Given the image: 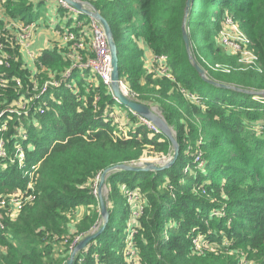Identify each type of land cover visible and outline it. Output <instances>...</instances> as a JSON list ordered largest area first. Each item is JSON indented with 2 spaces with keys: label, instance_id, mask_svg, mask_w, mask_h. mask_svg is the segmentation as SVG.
I'll use <instances>...</instances> for the list:
<instances>
[{
  "label": "trees",
  "instance_id": "obj_1",
  "mask_svg": "<svg viewBox=\"0 0 264 264\" xmlns=\"http://www.w3.org/2000/svg\"><path fill=\"white\" fill-rule=\"evenodd\" d=\"M87 1L110 26L120 81L134 101L159 108L175 132L179 154L166 170L107 177V225L74 264H264V106L252 96L207 84L195 71L182 37L187 0ZM45 3L4 0L1 6L7 18L30 24L40 20L33 5ZM60 11L58 5L55 17ZM68 14L65 10L62 17ZM228 15L253 40L261 72L223 74L203 64L201 57L219 61L223 50L214 36ZM54 23L59 25L48 22L47 28ZM186 25L193 58L210 79L264 91V0H190ZM13 44L0 52V80L8 82L0 86V113L20 97L31 101L26 113L0 118L8 155H16L15 145L24 155L22 168L17 155L14 163L0 159V197L25 192L31 182L35 199L14 220L0 210V264H66L100 221L94 193L100 174L138 162L146 150L168 157L171 144L115 101L89 70L73 69L68 80L39 96L34 88H42L46 73L58 80L69 62L51 48L28 66ZM159 56H165L170 79L156 73L158 64L151 60ZM82 72L90 78L75 77ZM43 102L47 110L41 114ZM197 151L202 169L194 163ZM133 190L139 191V202L130 204L125 191ZM130 236L132 256L127 254Z\"/></svg>",
  "mask_w": 264,
  "mask_h": 264
},
{
  "label": "built area",
  "instance_id": "obj_2",
  "mask_svg": "<svg viewBox=\"0 0 264 264\" xmlns=\"http://www.w3.org/2000/svg\"><path fill=\"white\" fill-rule=\"evenodd\" d=\"M58 3V2H57ZM59 6L65 8L69 11V13H74V10L67 6L64 2L61 4L58 3ZM71 11V12H70ZM76 14V13H74ZM0 19L3 20L4 28L0 31V52H3L5 48H13L15 46L13 43H15L18 47L21 53H25L28 60L33 64V59L30 56L29 52L30 50H22L21 46L24 44V38L25 32L30 31V29L33 27H38V23H30L26 24L24 22L20 21H13L9 18H7L4 14V10H2V7L0 5ZM65 19L67 20V23H70V26H60L56 23V26L50 25L53 27V30H59L62 33L63 40L65 42H72L73 45L71 47V52L68 55V58L72 63H70V67L65 70L62 74H60V78L57 80L54 78L55 76L53 74H50V72H47V79L44 82L41 89H38L37 87L34 88V91H37L39 96L45 95L48 92L49 88L57 87L60 84L61 80H68L71 76V70L77 69V70H89L94 76H97V79L100 80V82L109 90L110 87V72H111V59H110V53H109V47L107 43V39L105 36V33L102 29V27L93 19L88 20H77V18L73 19L70 16H66ZM75 29V30H74ZM217 34V40L216 44H218L223 50L226 51L228 55L235 58V63L228 65H219L216 64L213 67H210L213 72H220L223 74H229L231 71H246L248 69L261 72V63H260V56L257 54L255 49L253 48V42L252 39H250L247 34L244 32V30L240 27V25L233 21L232 17L226 16L223 20L222 27L218 30ZM82 38H89V44L87 45V50L91 52L93 55L92 58H87V60L83 61L82 56L80 53H77L78 51H82L84 49L83 46V39ZM27 42H25L26 44ZM41 53L38 54L37 58L40 56ZM4 57H7L5 55ZM9 58V56H8ZM37 58L34 59V61L37 60ZM153 62H157L158 67L156 68V73L165 76L166 78L170 79V76L168 75L166 68L164 66L165 56H159V57H153ZM206 62L205 60H203ZM211 70V71H212ZM45 71V70H43ZM206 72V71H205ZM35 83V82H33ZM121 83V82H120ZM8 84L5 80H0V86H5ZM14 86L16 88H22L21 81L19 79H14ZM122 86V83H121ZM67 87H70L67 85ZM183 95L186 96L191 101L198 102V98L192 96L189 93H185L182 91ZM130 96V95H129ZM131 96H134L132 94ZM36 97V96H35ZM256 98V97H255ZM30 101L25 100V98L20 97L19 101L13 103L9 109H5L3 112L0 113V118L3 116H6L7 114H17L18 116L23 112L26 113L30 106ZM116 101V100H115ZM17 106H20L18 109ZM47 110V102H43L41 104V110L39 111L41 114L46 112ZM140 121L143 122L148 129L154 130L155 132H159L151 123L148 121H145L140 118ZM6 130L5 125L0 127V132H3ZM2 138V137H1ZM26 136L22 133V139L25 140ZM5 147V148H4ZM16 147V155L19 162V167H23V151L20 147L15 145ZM15 154H9L6 151V143L3 142L2 139H0V159L2 161H9L10 163H14L16 161ZM17 162V163H18ZM194 163L196 164L197 169H202L203 167V161L201 159V151H197L194 157ZM32 170H34V167H32ZM97 182L94 185L95 190L94 193H96L97 188ZM138 190L133 191H125L127 195L128 203L134 204L139 202V196L137 193ZM35 199L34 195V188L31 182H29L27 189L25 192H18L15 194V196H5L0 197V210H5L10 214L13 213H19L22 208L27 204L31 203ZM5 216H8L7 214L3 213ZM140 214L137 211L133 212V216L137 217V215ZM214 215H220L219 212L213 213ZM0 219H2L0 215ZM0 228L3 229L4 225L0 223ZM77 241L75 239L74 243ZM126 243L128 245L127 254H130L131 256L134 254L132 245H131V236L126 239ZM196 244V243H195Z\"/></svg>",
  "mask_w": 264,
  "mask_h": 264
},
{
  "label": "water",
  "instance_id": "obj_3",
  "mask_svg": "<svg viewBox=\"0 0 264 264\" xmlns=\"http://www.w3.org/2000/svg\"><path fill=\"white\" fill-rule=\"evenodd\" d=\"M64 3L74 9H76L79 14L85 15L86 17L95 20L99 25L102 27L108 47H109V53H110V59H111V72H110V87L109 90L112 93V97L114 100H116L119 104L125 106L129 111H131L134 115L138 116L139 118L148 121L151 123L161 134H163L170 142L171 144V152L169 156L166 158L164 162H162L161 165H155L151 163H144L142 161L129 163V164H119L111 166L107 169H105L99 176L97 188H96V194L98 199V205H99V214H100V221L98 223V226L95 228L94 231L84 236L77 245L73 248L66 264H74L76 261L78 255L84 251L87 247V245L95 240L105 229L109 212L107 211L106 206V196L108 194L107 187H106V179L108 176H110L114 172L119 171H153V172H159L162 170H166L170 168L178 158L179 154V146L176 141L175 132L168 126L166 121L164 120L162 113L157 114L155 110L150 107L149 105L139 103L136 101H133L124 94L122 90V86L119 80V71H118V56H117V48L116 44L113 39L112 32L110 30V26L106 19H104L100 13L89 3L80 2L79 0H63ZM86 5H89L90 8H88ZM85 6V7H84ZM189 6H190V0L186 1L185 6V12H184V22L182 25V37L183 41L186 47L187 52L189 53V39H188V33L186 30V21L189 16ZM189 55V54H188ZM189 60L195 69V71L198 73V75L201 77V79L206 82L207 84L220 88L225 90H231L239 94H245L252 97L255 96H264V92H254L252 90H246L242 89L233 85L224 84L217 82L215 80L210 79L205 71L195 62L194 58L189 55ZM161 112V111H160Z\"/></svg>",
  "mask_w": 264,
  "mask_h": 264
},
{
  "label": "rangeland",
  "instance_id": "obj_4",
  "mask_svg": "<svg viewBox=\"0 0 264 264\" xmlns=\"http://www.w3.org/2000/svg\"><path fill=\"white\" fill-rule=\"evenodd\" d=\"M50 1H52L53 2V4L52 3H50L49 2V4L48 3H45V5H33V9H34V11L35 12H37L39 15H40V17L38 18V19H40V20H42V21H48V22H59V25L60 26H64L65 25V17L66 16H63L62 17V15L65 13V8H63V7H61V11H60V13L57 15V17H54V14H55V10H56V5H55V3H56V1L60 4H62L64 1L63 0H50ZM80 2H86V3H88L89 1H87V0H79ZM3 2H4V0H0V5L1 4H3ZM47 4H48V6H47ZM90 4V3H89ZM68 6V5H67ZM88 8H90V6L89 5H86ZM2 7V10H4L3 9V6H1ZM70 7V6H69ZM85 7V6H84ZM72 8V7H71ZM73 10H74V13H76V14H74V13H69L68 14V16H70L71 18H73V19H75V18H77V20H88V19H90V18H88V17H86L85 15H84V17H82V15H79V12L76 10V9H74V8H72ZM71 12V11H70ZM81 14V13H80ZM228 16H230V15H228ZM230 17H232V16H230ZM233 19V18H232ZM84 20V21H85ZM233 21L236 23V21L233 19ZM40 27V30L38 29ZM65 27H68V25H66ZM56 28H58L57 27V25H56ZM186 30H187V25H186ZM38 29V30H37ZM75 30V29H74ZM1 32V31H0ZM219 32V31H218ZM218 32L216 33V36H214L215 38H214V44L217 46V47H219V48H221L218 44H216L215 43V40H217V34H218ZM187 33H188V30H187ZM44 36V46H46L47 48V50H49V49H51V48H54L55 50H57L58 52H60L61 53V55H63V58H65V60L66 61H68L69 62V67H70V63H72L71 61H70V59L68 58V55H69V53L71 52V47H72V45H73V43L72 42H65L64 40H63V37H62V33L59 31V30H53V29H49V28H47V26L46 25H44L43 27H41V26H39L38 25V27H33L32 26V28L30 29V31H28V32H25V35L23 36V38H24V44H22V46H21V49L22 50H30V46H31V44L32 43H34L35 42V39H36V37L37 36ZM248 36V35H247ZM249 37V36H248ZM250 38V37H249ZM83 39V46H84V49L82 50V51H78L77 53H80L81 54V56H82V60L83 61H85V60H87V58H92L93 57V55L91 54V52L89 51V50H87V45L89 44V38H82ZM189 39V38H188ZM251 39V38H250ZM25 42H27L26 44H25ZM252 42H253V40H252ZM50 47V48H49ZM253 48L255 49V47H254V43H253ZM18 49H19V47H18ZM191 49V44H190V41H189V50ZM20 51V50H19ZM255 51H256V49H255ZM225 52V53H224ZM20 53H21V51H20ZM22 54V53H21ZM29 54H30V56L32 57V59H33V63H35L36 61H34V59L35 58H37V56H38V52H34V51H31V52H29ZM190 56H192V58H193V55H192V51L190 50V52L188 53ZM219 54H220V59H219V61H217V63H214V64H212V63H210L209 61H207V60H205V59H203L202 57H201V60H202V62H203V64L205 65V67L208 69V70H212L210 67H213L214 65H216V64H219V65H230V63L233 61V60H230V59H233V57L231 58L230 57V55H228L227 53H226V51L224 50L223 52L220 50V52H219ZM230 57V59L228 58V57ZM225 58H227L228 59V61H227V63L226 62H223V60H225ZM150 59V58H149ZM195 60V59H194ZM203 60H205L206 62H204ZM147 66L151 69V67H152V65L151 64H147ZM202 68V67H201ZM206 70V69H205ZM70 71H71V74H72V72H73V70H71L70 69ZM213 71V70H212ZM168 73V72H167ZM205 73H207V72H205ZM169 75V74H168ZM170 76V75H169ZM213 76H215V75H213ZM77 79H80V78H83L84 80H86L87 78H90V75L88 76L87 74L86 75H84V73L82 72V73H79V75L77 76H75ZM91 78H94L93 76L91 77ZM96 80H98L97 78H96ZM120 80V79H119ZM121 83H122V90H123V92H124V94L127 96V98H129V99H131V100H133L131 97L132 96H129V92H130V90H129V88H128V86H127V84H124L122 81H120ZM252 91H254V92H264V91H257V90H252ZM256 97V98H255ZM255 97H253V100L254 101H256V102H260L261 104H262V106H264V96H255ZM45 100H48V96L46 97V98H44ZM134 101V100H133ZM119 105L118 104H116V107H118ZM150 106V105H149ZM20 106H17L16 108L18 109ZM125 107V106H124ZM123 107V108H124ZM150 107H152L154 110H155V112H157V114H161V112H160V110H159V108H157V107H155V106H150ZM126 108V107H125ZM10 110V109H9ZM255 127V130H257L258 129V126H254ZM166 158L167 157H164V156H160V155H155L153 152H149V151H145L144 152V155L141 157V160L140 161H142V162H144V163H151V164H155V165H161L162 164V162H164L165 160H166ZM139 191H137V193H138ZM18 192H13V193H10V194H7V195H4L3 197H5V196H8V197H10V196H15V194H17ZM4 211V213L5 214H7L8 215V217H9V219L10 220H14L16 217H17V215H18V213L16 214V213H13V214H10V213H8L7 211H5V210H3ZM84 213V210L82 211V214ZM120 213H121V210H119V213H118V216H117V220H116V226H117V224H118V222H119V219H120ZM81 215V214H80ZM132 215H133V213H132ZM137 216H140V214H138ZM108 219H109V217H108ZM127 226V225H126ZM1 229V228H0ZM196 250L197 251H201V244L200 243H198V242H196ZM215 251V250H214ZM232 253H230L229 255H231Z\"/></svg>",
  "mask_w": 264,
  "mask_h": 264
},
{
  "label": "crops",
  "instance_id": "obj_5",
  "mask_svg": "<svg viewBox=\"0 0 264 264\" xmlns=\"http://www.w3.org/2000/svg\"><path fill=\"white\" fill-rule=\"evenodd\" d=\"M31 1H34V0H31ZM49 2L53 4L52 1L47 0V3H48V4H49ZM48 4H47V6H48ZM55 5H56V7L58 6L57 1H56ZM54 17H55V14H54ZM84 20H85V19H84ZM47 23H48V22H46V21L39 20L38 25L41 26V27H43L44 25H49V24H47ZM38 29L40 30V27H39ZM38 29H37V30H38ZM49 29H51V28H49ZM43 44H44V36H43V35H42V36H37L36 39H35V42L32 43L31 46H30V47H31V48H30V52H31V51H34V52H38V54H39V53H42L44 50H47L48 48H47L46 46H44ZM46 48H47V49H46ZM49 48H50V47H49ZM222 50H223V49H222ZM223 51H224V50H223ZM148 54H149V53H148ZM22 58H23L24 62H25L28 66H32L31 62L28 60V58H27V56H26V54H25L24 52L22 53Z\"/></svg>",
  "mask_w": 264,
  "mask_h": 264
}]
</instances>
